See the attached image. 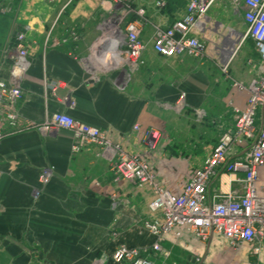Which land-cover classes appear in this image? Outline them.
Returning a JSON list of instances; mask_svg holds the SVG:
<instances>
[{
	"label": "crops",
	"instance_id": "obj_1",
	"mask_svg": "<svg viewBox=\"0 0 264 264\" xmlns=\"http://www.w3.org/2000/svg\"><path fill=\"white\" fill-rule=\"evenodd\" d=\"M157 1L163 7H156ZM187 2L133 0L135 8L144 10L139 29L145 44L143 63L119 90L123 73L99 69L93 59L90 63L86 59L98 25L114 15L109 3L0 0V80L8 81L6 52L25 28L29 61L20 82L15 126L0 117V264H114L111 257L119 245L150 247L153 238L142 222L151 215V191L122 179L113 181L110 163L98 147L73 151L67 131L42 134L35 126L62 112L96 127L129 154L148 161L161 186L179 193L221 134L233 130V107L242 108L247 98L215 65L226 59L219 60L216 42L233 41L216 27L234 28L240 38L244 33L235 29L238 17L245 26L242 10L228 0H216L206 12L204 30L192 34L205 44L202 60L186 55L166 58L152 49L154 27H169L180 19ZM127 21L134 23L139 17ZM72 31L74 41L57 43ZM232 44L238 49L228 74L246 85L258 76L259 67L249 70L243 59L251 55L246 39ZM239 54L241 58H235ZM51 83L58 84L54 93L46 89ZM181 92L184 104L176 111L172 107ZM197 111L203 116L196 121ZM150 127L161 135L154 151L143 135ZM244 151L231 158L242 157ZM45 167L52 169V177L42 186L38 175ZM232 179L217 175L207 187V197L237 188ZM161 246L169 252L167 262L175 264H194L195 253L201 255V264H264V252L258 259L245 250L232 256L226 254L222 239L214 236L204 243L184 236L177 244L165 240ZM152 259L161 264V259Z\"/></svg>",
	"mask_w": 264,
	"mask_h": 264
},
{
	"label": "built area",
	"instance_id": "obj_2",
	"mask_svg": "<svg viewBox=\"0 0 264 264\" xmlns=\"http://www.w3.org/2000/svg\"><path fill=\"white\" fill-rule=\"evenodd\" d=\"M102 1L112 6L114 15L103 19L98 25L102 36L92 43L88 57L97 63L99 69L123 73L125 79L118 89L124 90L128 77L143 63L141 53L145 44L139 38V29L144 10L142 7L135 8L133 0ZM215 1L188 0L180 19L169 27L155 26L152 37L154 52L166 58L186 55L202 60L205 44L192 34L204 30L206 12ZM228 1L235 9L242 10L241 17L246 29L240 40L250 38L253 41L259 74L246 85L231 80L235 90L247 94L245 104L242 108L233 107V130L221 134L210 154L192 172L179 193L161 186L148 161L129 154L121 144L112 142L105 132L96 127L76 121L62 112L47 116L35 126L42 134L67 131L72 137L73 151L89 146L98 147L101 156L110 163L113 181L122 179L135 183L148 188L153 194L148 205L151 215L142 222L143 230L153 238L150 247L119 245L111 257L114 264H157L152 257L161 259V264H175L167 262L169 252L162 248L161 243L168 240L177 244L184 236L201 243L213 236L218 237L224 242L226 254L232 256L245 250L249 256L258 259L264 252V0ZM163 5L161 1L155 3L158 8ZM131 15L139 17V21H127ZM110 20L114 21L113 26ZM25 29L16 34L14 47L6 52V58L10 61L8 81L0 80V117L11 127L15 126L17 120L15 107L21 99L20 82L29 68ZM68 39H76L73 31L57 43H66ZM102 41L105 47L98 51ZM237 49L234 47L220 66L227 79V68ZM100 53H103L102 59L98 57ZM106 57L114 59L113 64L106 63ZM57 87V83H51L46 89L54 93ZM184 97L185 94L181 92L174 104L176 110L183 107ZM63 101L66 103L67 99ZM196 115L199 119L203 116L199 111ZM143 135L147 147L154 151L161 138L160 132L150 127L144 130ZM242 149L245 150L242 157L231 158ZM221 174L233 176L232 182L237 188L226 192L219 190L209 199L207 187L211 180ZM51 177L52 169L45 167L40 170L38 181L45 186ZM156 213L159 216L153 215ZM201 261V255L195 253L194 264H201ZM92 264L100 263L95 261Z\"/></svg>",
	"mask_w": 264,
	"mask_h": 264
},
{
	"label": "rangeland",
	"instance_id": "obj_3",
	"mask_svg": "<svg viewBox=\"0 0 264 264\" xmlns=\"http://www.w3.org/2000/svg\"><path fill=\"white\" fill-rule=\"evenodd\" d=\"M237 17H238V15H236ZM114 21H112V20H110V25L111 26H113L114 25V23H113ZM240 26V27H239ZM97 29H98V27H97ZM216 29L217 30H219V32H220V34H222L225 38H229V39H232L233 41L232 42H236V43H238V41L240 40V37H237V33H235V32H233V29L234 28H227V27H222L221 28V25H218L217 27H216ZM235 29H236V31H242V32H244L245 31V26H243V24L241 23V20H240V17H238L237 19H236V26H235ZM98 34H97V38L101 35V30H99L98 32H97ZM102 36V35H101ZM100 36V37H101ZM235 36L237 37V38H235ZM222 38V37H221ZM246 39V45L249 47V50H250V52H251V55L249 56V57H244L243 59H244V61L246 62V65L248 66V69L249 70H251V69H253L254 67L255 68H257V67H259V61H258V57H257V54H256V51H255V49H254V43H253V41L250 39V38H245ZM96 40V39H95ZM234 40H236V41H234ZM232 42L230 43V44H228V41H226V43L225 42H216V43H218V44H216V48H215V52L217 53V54H219L218 56H219V60H221V58L223 57V56H226V59L223 61V58H222V63L221 64H223V63H225V61L227 60V58H228V56H229V54H230V52H231V50L233 49V44H232ZM92 45V44H91ZM104 42H102V45L100 46V49L98 50V51H101V49H104ZM247 46L244 48V50L242 51L243 53H244V55L247 53ZM225 50H229V54L227 53H225ZM220 55H221V57H220ZM216 57H217V55H216ZM213 58V57H212ZM235 58H241V54H239V55H237ZM86 59L89 61H91V59H90V57H86ZM213 60H215V57H214V59ZM90 61H89V63H90ZM218 64H220V63H218ZM218 64H216V62H215V65L218 67V68H220V65H218ZM228 70H229V67L227 68V72H228ZM221 72V71H220ZM222 74V73H221ZM223 75V74H222ZM224 76V75H223ZM230 81L232 80V81H236L232 76L230 77V75H229V78H228ZM232 81H231V83H232ZM175 104V103H174ZM174 104H173V109H175L176 110V108H175V106H174ZM181 110V109H180ZM176 111H178V110H176ZM195 120L197 121L198 120V118H197V116L195 115Z\"/></svg>",
	"mask_w": 264,
	"mask_h": 264
},
{
	"label": "bare ground",
	"instance_id": "obj_4",
	"mask_svg": "<svg viewBox=\"0 0 264 264\" xmlns=\"http://www.w3.org/2000/svg\"><path fill=\"white\" fill-rule=\"evenodd\" d=\"M105 41V40H104ZM103 42V41H102ZM101 42V43H102ZM107 42V41H106ZM102 44H100V46H101ZM109 48V47H108ZM110 50L112 49V48H109ZM98 50H99V48H98ZM107 51V50H106ZM101 54H103V53H100V56H98L99 58H101V56H103V55H101ZM114 57H116V55H114ZM107 59H106V63H108V64H113V60H111L110 58H108V57H106ZM113 58V57H112ZM102 59V58H101Z\"/></svg>",
	"mask_w": 264,
	"mask_h": 264
},
{
	"label": "trees",
	"instance_id": "obj_5",
	"mask_svg": "<svg viewBox=\"0 0 264 264\" xmlns=\"http://www.w3.org/2000/svg\"><path fill=\"white\" fill-rule=\"evenodd\" d=\"M133 17H134V16H133V15H131V16L129 17V19H130V18H133Z\"/></svg>",
	"mask_w": 264,
	"mask_h": 264
}]
</instances>
